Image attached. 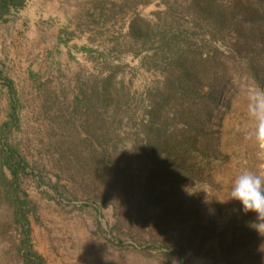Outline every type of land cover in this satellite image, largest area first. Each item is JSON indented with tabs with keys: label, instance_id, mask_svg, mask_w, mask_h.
Segmentation results:
<instances>
[{
	"label": "rangeland",
	"instance_id": "374dc122",
	"mask_svg": "<svg viewBox=\"0 0 264 264\" xmlns=\"http://www.w3.org/2000/svg\"><path fill=\"white\" fill-rule=\"evenodd\" d=\"M34 1L44 9L36 15L58 12L52 0ZM59 3L56 24L0 20V137L11 122L7 142L28 164L20 184L33 205L34 249L46 264H264L258 214L227 199L240 173L264 175V149L246 139L247 97L264 89V72L254 79L247 61L264 71V5L213 0L226 16L218 33L191 0ZM136 16L150 33L142 23L130 32ZM253 28L260 33L246 45ZM180 53L200 62L204 92L213 70L223 78L215 111L202 112L205 99L188 101L178 84L164 90ZM196 125L202 136L183 153ZM12 221L0 199V264H22Z\"/></svg>",
	"mask_w": 264,
	"mask_h": 264
},
{
	"label": "trees",
	"instance_id": "16d2710c",
	"mask_svg": "<svg viewBox=\"0 0 264 264\" xmlns=\"http://www.w3.org/2000/svg\"><path fill=\"white\" fill-rule=\"evenodd\" d=\"M213 0H191L192 3H196L199 7V15H204V19L209 18L208 21L212 23V19L214 22V27L217 29L216 31L218 33L222 32V26L221 24L225 22V17L222 12L215 11L214 8L211 6ZM257 4L259 6L264 5V0H256ZM34 0H0V20H6V19H14L19 20L20 16H24V22H30L32 17L36 18L38 16H44L47 17L48 21L56 24V17L53 15H42V10L39 11V15H36L34 12ZM241 6V3L239 5H236V8H239ZM258 10H255V12H258ZM216 12L219 15L215 17L213 13ZM234 18V13L231 14ZM261 17V16H260ZM142 23L144 26L143 31H146L147 33H150L149 24L142 20L139 16L134 17L131 20L130 23V32H132L133 35L136 34L139 35L138 29H140L139 24ZM238 29V28H237ZM239 30V29H238ZM145 32V33H146ZM138 33V34H137ZM254 33H260V31H257V29H251L248 33V36L242 37L244 39V44L248 45L250 34ZM247 34V33H246ZM255 35V34H254ZM81 51L83 52H91V49L86 47H81ZM255 53V52H253ZM253 55V54H251ZM188 56V55H187ZM180 53L176 60H174V64L177 65L179 68L178 71H176L175 74L166 76L164 79V90L166 92H171V90L176 87V84L179 85L180 91L184 95V98L189 99L193 98H204L203 100V106L202 112L208 110L210 112H213L218 108L220 105V98L223 96L225 86L223 78H219V76H216L218 73L213 70L211 76V85L209 86V90H206L204 92L203 85L200 84V73L198 71V65L200 62H198L193 57H187ZM206 61V60H203ZM249 62V71L251 75H253L254 79L260 81V76L262 75L263 68L261 67V64L258 62L251 63V59L247 60ZM221 79V80H220ZM4 84L9 90L10 96H11V102H12V112H11V118L12 121L17 120V109H18V97L16 88L13 84V82L9 79L4 80ZM203 92L202 95L200 94L198 96V93ZM162 94V95H161ZM165 94L160 93L158 96V99L160 98L162 100V97ZM191 95V96H190ZM193 96V97H192ZM197 98V99H198ZM158 99H154L152 108L148 111V124L153 128L154 130V124H153V116H155V110H158L160 107V103ZM207 106V108H206ZM192 111L188 109V114H194ZM198 115V113L196 114ZM192 116V115H190ZM206 115H204L205 117ZM151 120V121H150ZM11 122H6L3 125L2 131H1V137H0V199L2 202L6 203V206H8L9 211L11 212V217L13 219V223L16 225L17 230L20 233V242L18 243L16 247L17 255L21 261L22 264H46L44 257L34 249L32 244V227L31 222L29 219V214L33 211V205L31 201L28 199L27 193L22 189L20 184V177L22 174L27 172L28 164L22 158L17 149L12 147L7 142V131L6 129L10 126ZM145 128L147 130V126L145 125ZM202 130L201 128L196 125L193 128H191V135L189 136H183L184 138L181 140L182 142V149L184 152H193L195 145H197L200 137L202 136ZM178 147L180 145L178 144Z\"/></svg>",
	"mask_w": 264,
	"mask_h": 264
},
{
	"label": "clouds",
	"instance_id": "9594fccd",
	"mask_svg": "<svg viewBox=\"0 0 264 264\" xmlns=\"http://www.w3.org/2000/svg\"><path fill=\"white\" fill-rule=\"evenodd\" d=\"M247 115L254 127L246 139L254 141L264 149V89L250 90L246 105ZM242 204V211L258 214L257 229L264 234V175L245 171L234 178L229 197Z\"/></svg>",
	"mask_w": 264,
	"mask_h": 264
},
{
	"label": "crops",
	"instance_id": "0c3cea01",
	"mask_svg": "<svg viewBox=\"0 0 264 264\" xmlns=\"http://www.w3.org/2000/svg\"><path fill=\"white\" fill-rule=\"evenodd\" d=\"M43 1V0H42ZM61 0H52V2H53V8H54V10L57 8V10H58V12H56V13H54L53 12V16H54V14L55 15H58V14H61V13H63V11H62V9H61V3H59ZM44 2V1H43ZM33 5H34V7H36V6H38V9L39 10H42V11H44V9H43V5H39V4H37L35 1L33 2ZM46 12V11H45ZM47 13V12H46ZM54 17H56V16H54ZM57 18V17H56Z\"/></svg>",
	"mask_w": 264,
	"mask_h": 264
}]
</instances>
